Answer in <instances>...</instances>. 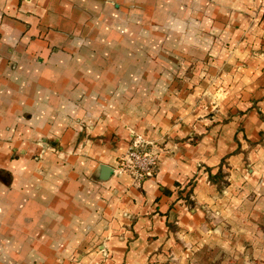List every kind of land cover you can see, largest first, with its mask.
Wrapping results in <instances>:
<instances>
[{
    "label": "crops",
    "instance_id": "1",
    "mask_svg": "<svg viewBox=\"0 0 264 264\" xmlns=\"http://www.w3.org/2000/svg\"><path fill=\"white\" fill-rule=\"evenodd\" d=\"M263 5L0 0V264H168L179 234L210 239L179 203L212 206L225 163L235 255L203 264H264ZM209 55L215 77L183 78ZM135 138L160 153L142 182L117 171Z\"/></svg>",
    "mask_w": 264,
    "mask_h": 264
},
{
    "label": "rangeland",
    "instance_id": "2",
    "mask_svg": "<svg viewBox=\"0 0 264 264\" xmlns=\"http://www.w3.org/2000/svg\"><path fill=\"white\" fill-rule=\"evenodd\" d=\"M261 12H264V5ZM217 64V57L209 55L205 58V60H201L192 65V67H190V71L186 74H182V76L185 79H192L193 77L196 81L210 79L214 76L211 75L210 70L211 68L216 67L215 65ZM201 97L206 99V103H201L199 106L201 110H204L205 116H201V118H203L204 125L207 124L208 126H211L212 122L215 123V120L219 119V122H221V120L225 119L221 110V100L216 94H214L211 90L206 89L205 92L201 94ZM39 143L41 144L42 142L39 141ZM251 168L252 167L248 162L247 169L250 170ZM227 169L228 165L225 163V165H221V170L215 175H206L208 184L214 186L216 189L212 206H202V204L196 201V199L191 195L192 190L189 193L186 189L182 191L185 196H181L182 200L179 205L186 212L199 214L198 219L195 218L196 221H198L197 226L199 233L201 237H204V235H202L203 233L206 236L208 235L210 239H203L204 243H201L200 241L192 243L184 240L179 234V253L177 255L170 253L168 255V264H203L204 262H213V260H219L222 258L229 260L230 263L233 262V257L235 255L233 250V241L235 238L234 212L239 209V205L234 200L232 195L233 192L231 193L233 188L230 190V186L233 179ZM206 172L207 170H204L205 174ZM259 185L264 187V185L260 183ZM254 194L255 197L252 202L257 203L258 205V202L264 197V188L260 191L257 190L256 193L254 191ZM203 226H205V229ZM226 240L231 242L232 247L230 249L223 245V242H226ZM104 250L105 249L103 248H99V246L97 247L98 253L103 254V252H105ZM107 253L106 258L109 256L108 251Z\"/></svg>",
    "mask_w": 264,
    "mask_h": 264
},
{
    "label": "built area",
    "instance_id": "3",
    "mask_svg": "<svg viewBox=\"0 0 264 264\" xmlns=\"http://www.w3.org/2000/svg\"><path fill=\"white\" fill-rule=\"evenodd\" d=\"M159 154L148 142L135 138L128 153L120 160L117 171L127 173L137 182H142L155 175Z\"/></svg>",
    "mask_w": 264,
    "mask_h": 264
},
{
    "label": "water",
    "instance_id": "4",
    "mask_svg": "<svg viewBox=\"0 0 264 264\" xmlns=\"http://www.w3.org/2000/svg\"><path fill=\"white\" fill-rule=\"evenodd\" d=\"M102 171H103V175H102V180H106V179H108L109 178V176H110V171H111V169L110 168H107V167H104V168H102Z\"/></svg>",
    "mask_w": 264,
    "mask_h": 264
}]
</instances>
